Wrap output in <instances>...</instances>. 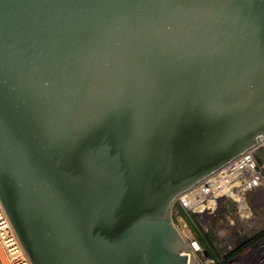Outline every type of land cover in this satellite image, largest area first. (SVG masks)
<instances>
[{
    "label": "water",
    "instance_id": "obj_1",
    "mask_svg": "<svg viewBox=\"0 0 264 264\" xmlns=\"http://www.w3.org/2000/svg\"><path fill=\"white\" fill-rule=\"evenodd\" d=\"M264 142V0H0V203L31 264H197L175 202Z\"/></svg>",
    "mask_w": 264,
    "mask_h": 264
},
{
    "label": "built area",
    "instance_id": "obj_2",
    "mask_svg": "<svg viewBox=\"0 0 264 264\" xmlns=\"http://www.w3.org/2000/svg\"><path fill=\"white\" fill-rule=\"evenodd\" d=\"M175 203L173 224L197 264H264V155L254 151ZM0 264H31L0 203Z\"/></svg>",
    "mask_w": 264,
    "mask_h": 264
},
{
    "label": "rangeland",
    "instance_id": "obj_3",
    "mask_svg": "<svg viewBox=\"0 0 264 264\" xmlns=\"http://www.w3.org/2000/svg\"><path fill=\"white\" fill-rule=\"evenodd\" d=\"M262 155H264V148H259L257 150L254 151V156L257 158H261ZM177 210H179V206L177 203L174 204L173 208H172V213L176 212Z\"/></svg>",
    "mask_w": 264,
    "mask_h": 264
},
{
    "label": "bare ground",
    "instance_id": "obj_4",
    "mask_svg": "<svg viewBox=\"0 0 264 264\" xmlns=\"http://www.w3.org/2000/svg\"><path fill=\"white\" fill-rule=\"evenodd\" d=\"M0 256H1L2 260L5 262V258L3 256V254L1 253V251H0Z\"/></svg>",
    "mask_w": 264,
    "mask_h": 264
}]
</instances>
